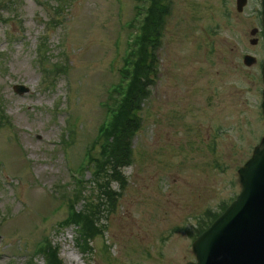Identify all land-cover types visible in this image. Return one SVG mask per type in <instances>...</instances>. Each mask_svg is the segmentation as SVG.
I'll use <instances>...</instances> for the list:
<instances>
[{
  "label": "rangeland",
  "instance_id": "1",
  "mask_svg": "<svg viewBox=\"0 0 264 264\" xmlns=\"http://www.w3.org/2000/svg\"><path fill=\"white\" fill-rule=\"evenodd\" d=\"M12 2L0 4V110L9 120L0 119V264H28L42 241L59 247L63 264L194 261L196 228L237 194L236 171L264 136V47L252 35L259 0L239 13L236 0H158V16L169 13L157 75L138 113L124 186L110 185L114 209L101 214L87 252L62 225L63 199L77 190L74 167L106 119L100 103L125 72L135 0ZM246 54L254 66H244ZM54 64L64 70L46 88L42 67ZM15 84L29 92L16 94Z\"/></svg>",
  "mask_w": 264,
  "mask_h": 264
},
{
  "label": "trees",
  "instance_id": "2",
  "mask_svg": "<svg viewBox=\"0 0 264 264\" xmlns=\"http://www.w3.org/2000/svg\"><path fill=\"white\" fill-rule=\"evenodd\" d=\"M159 7L158 0H148V7L139 27V35L133 43L131 53L125 64L128 67L130 62L131 73L129 70H125L122 74L128 82L124 89L119 92L114 91L110 99H113L114 108L112 119L107 127L100 131V150L89 161V167L93 169L91 184L94 187L98 202L95 204L94 198L89 196L85 199L86 212L84 213L83 210L81 213L74 214L72 219L67 221V223L72 222L77 225L78 244L85 250L91 241L92 229H95L100 223L101 214L105 210L102 208L107 206L108 211L114 209L112 201L116 192L111 191L110 185L116 183L119 188H123L126 178L123 170L132 162L130 155L132 138L140 130L142 123V117L138 113L141 106L145 105L149 99L150 88L153 86L152 77H156L157 44L161 36L163 18L165 22L169 13L165 8L159 17ZM134 9L135 11L138 10L139 5H135ZM216 216L211 214L207 224ZM207 224L205 221L199 223L196 235ZM57 253V250L48 248L45 253L48 257L47 264H61L57 258Z\"/></svg>",
  "mask_w": 264,
  "mask_h": 264
},
{
  "label": "water",
  "instance_id": "3",
  "mask_svg": "<svg viewBox=\"0 0 264 264\" xmlns=\"http://www.w3.org/2000/svg\"><path fill=\"white\" fill-rule=\"evenodd\" d=\"M245 3L237 0L239 12ZM261 7L264 37V0ZM254 63L253 57L244 58L246 66ZM261 76L264 85V63ZM18 89L20 93L25 91ZM261 108L264 115V90ZM238 180L241 190L236 200L194 241L196 262L188 264H264V140L238 170Z\"/></svg>",
  "mask_w": 264,
  "mask_h": 264
},
{
  "label": "bare ground",
  "instance_id": "4",
  "mask_svg": "<svg viewBox=\"0 0 264 264\" xmlns=\"http://www.w3.org/2000/svg\"><path fill=\"white\" fill-rule=\"evenodd\" d=\"M69 258V257H68Z\"/></svg>",
  "mask_w": 264,
  "mask_h": 264
}]
</instances>
